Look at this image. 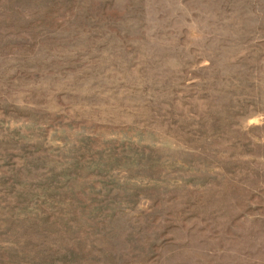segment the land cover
<instances>
[{
  "label": "rangeland",
  "instance_id": "374dc122",
  "mask_svg": "<svg viewBox=\"0 0 264 264\" xmlns=\"http://www.w3.org/2000/svg\"><path fill=\"white\" fill-rule=\"evenodd\" d=\"M0 264H264V0H0Z\"/></svg>",
  "mask_w": 264,
  "mask_h": 264
}]
</instances>
